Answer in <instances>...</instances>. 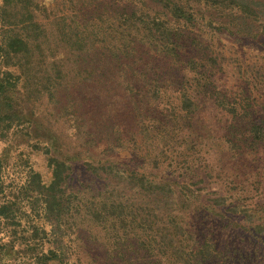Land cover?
<instances>
[{
	"label": "rangeland",
	"instance_id": "1",
	"mask_svg": "<svg viewBox=\"0 0 264 264\" xmlns=\"http://www.w3.org/2000/svg\"><path fill=\"white\" fill-rule=\"evenodd\" d=\"M36 2L46 5L42 14L50 20L53 50L72 45L57 39L58 28L72 35L76 22L82 33L81 47L72 45L63 62L67 74L62 86L52 99L45 96L36 103L39 121L56 131L69 150L115 157L139 170L185 181L197 198L186 223L196 239L215 244L219 254L211 264H264V248L249 233L254 231L250 222L264 217V141H253L247 128L264 120V37L219 33L197 16L195 25L181 29L173 43L156 32L148 42L135 33L136 27L123 28L129 0ZM183 96L197 108L183 110ZM219 100L244 110L233 117L216 105ZM33 138L18 128L0 140L7 195L18 193L31 168L47 177L43 145ZM84 170L75 168L74 179L85 185L81 190L87 197H98L95 190H86L91 177ZM219 196L225 198L214 203L220 216L199 207ZM90 248L92 264H127L119 256L108 259L101 237ZM138 257L152 261L145 252Z\"/></svg>",
	"mask_w": 264,
	"mask_h": 264
},
{
	"label": "trees",
	"instance_id": "2",
	"mask_svg": "<svg viewBox=\"0 0 264 264\" xmlns=\"http://www.w3.org/2000/svg\"><path fill=\"white\" fill-rule=\"evenodd\" d=\"M123 11V28L136 27L135 33L148 42L156 39V32L173 43L181 29L195 25L197 16L209 21V28L219 33L264 37V0H129ZM42 12H46V5L36 0H0V140L18 128L32 133L33 139L43 145L48 172L46 177L31 168L18 193L7 195L5 157L0 155V264H92L95 260L90 245L99 237L108 259L119 256L127 264L216 261L219 253L215 244L196 239L186 223V213L197 198L185 181L139 170L115 157L69 150L56 131L39 121L34 110L37 101L45 96L53 98L65 80L67 72L62 65L69 60L72 45H82L78 42L82 40L80 25L74 22L72 35L65 34L63 28L56 31L57 39L66 38L72 45L68 50L55 46L53 50L50 20ZM226 103L219 100L216 105H223L222 110L233 117L244 110ZM197 106L183 96V110L192 112ZM70 116L75 122L77 117ZM75 127L77 134L79 127ZM247 128L253 141H264V120L252 121ZM80 165L91 177L86 190H95L98 197H87L85 189L81 190L85 185L74 179L72 174ZM81 194L86 195L85 200L79 198ZM219 201L224 203L225 198L219 196L213 204L199 207L217 217L221 211L214 203ZM194 209L198 206L191 211ZM250 223L254 243L264 248V217ZM120 244L123 248L119 249ZM142 252L152 261L141 262L138 256Z\"/></svg>",
	"mask_w": 264,
	"mask_h": 264
}]
</instances>
